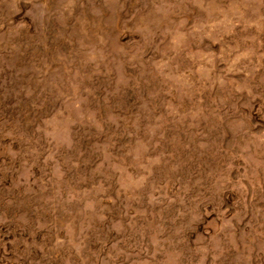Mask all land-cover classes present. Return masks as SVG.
Instances as JSON below:
<instances>
[{
  "label": "rangeland",
  "instance_id": "obj_1",
  "mask_svg": "<svg viewBox=\"0 0 264 264\" xmlns=\"http://www.w3.org/2000/svg\"><path fill=\"white\" fill-rule=\"evenodd\" d=\"M0 264H264V0H0Z\"/></svg>",
  "mask_w": 264,
  "mask_h": 264
}]
</instances>
